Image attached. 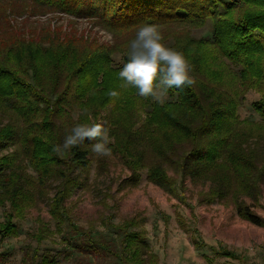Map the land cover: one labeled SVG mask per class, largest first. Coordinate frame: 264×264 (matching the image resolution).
<instances>
[{"label":"trees","instance_id":"obj_1","mask_svg":"<svg viewBox=\"0 0 264 264\" xmlns=\"http://www.w3.org/2000/svg\"><path fill=\"white\" fill-rule=\"evenodd\" d=\"M52 11L95 19L113 40L50 26L36 33L13 18ZM144 24L157 25L193 67L196 83L169 89L164 104L120 87L129 42ZM208 24L207 35L193 33ZM249 91L259 94L258 119L239 114ZM78 122L109 129L110 156L129 171L117 192L138 186L143 172L176 196L190 179L209 184L199 204L232 206L264 227L254 210L264 189V0H0V232L17 235L15 220L48 200L50 221L40 219L33 236L41 243L58 233L70 264H157L138 216L107 221L105 231L73 219L69 199L93 161L103 171L110 157L96 158L95 141L53 152ZM27 260L56 264L57 254L35 246Z\"/></svg>","mask_w":264,"mask_h":264},{"label":"rangeland","instance_id":"obj_2","mask_svg":"<svg viewBox=\"0 0 264 264\" xmlns=\"http://www.w3.org/2000/svg\"><path fill=\"white\" fill-rule=\"evenodd\" d=\"M34 15L13 18L25 26V30L36 33L50 26L52 30L61 28L73 31L77 36L95 37L100 42L111 43L113 40L112 34L92 18L57 11ZM210 28L208 24L194 29L193 33L207 35ZM117 58L120 59V55ZM258 98L255 91L247 93L239 109L241 117L259 118L252 106ZM108 162L100 171L93 161L85 186L77 188L69 199L72 217L79 225H93L97 230L105 231L107 221L119 223L125 218L138 216L143 219L142 227L151 251L157 256V264H264V227L241 219L232 206L219 202L199 204L198 192L207 189L209 184H196L187 179L184 191L176 196L149 182L143 172L138 186L117 192L119 182L129 171L114 156L108 157ZM54 191L52 189L50 195ZM260 202L254 210L264 217V189ZM48 209V200H44L17 218L18 233L15 236L0 232V264H29L30 260L23 262L22 259L35 246L41 252L57 254L56 264H70V257L63 253L65 242L58 233L45 234L41 243L33 236L41 230L40 219L46 223L50 221ZM4 211L5 207L0 206V221L4 220ZM222 248L234 256L222 254Z\"/></svg>","mask_w":264,"mask_h":264},{"label":"clouds","instance_id":"obj_3","mask_svg":"<svg viewBox=\"0 0 264 264\" xmlns=\"http://www.w3.org/2000/svg\"><path fill=\"white\" fill-rule=\"evenodd\" d=\"M163 40L157 25L144 24L139 27L129 42L128 60L118 73L121 88H134L138 96L151 98L159 104H164L168 99L169 89H183L196 83L191 75L193 67L185 54L166 46ZM109 96L115 99L119 93L110 91ZM83 114H87V109L83 110ZM85 141H95L91 144V150L97 156L107 157L112 153L109 145L114 140L109 135V129L98 122L74 124L63 143L53 147V152L61 154L70 151Z\"/></svg>","mask_w":264,"mask_h":264}]
</instances>
